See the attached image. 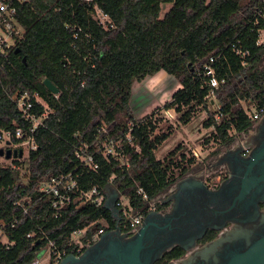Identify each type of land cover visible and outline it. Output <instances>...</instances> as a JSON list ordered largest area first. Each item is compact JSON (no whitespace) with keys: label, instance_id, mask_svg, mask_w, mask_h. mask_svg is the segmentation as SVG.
Wrapping results in <instances>:
<instances>
[{"label":"trees","instance_id":"trees-1","mask_svg":"<svg viewBox=\"0 0 264 264\" xmlns=\"http://www.w3.org/2000/svg\"><path fill=\"white\" fill-rule=\"evenodd\" d=\"M166 4L171 6L162 14ZM96 7L109 16L106 25ZM263 7L264 0L19 2L22 36L0 54V130L28 126L12 98L16 93H37L50 112L33 134L37 148L29 150L27 164L19 158L11 165L0 162V223L14 242L10 248L0 245V264H31L50 241L69 253L71 233L96 220H106L109 229L117 226L105 205L54 207L53 197L40 190L43 181L71 173L83 190L112 185L127 192L134 208L146 209L138 187L152 201L194 165L195 157L181 144L157 156L173 128L159 127V109L135 116V82L162 70L172 75L181 87L163 108L174 109L185 124L209 110L208 124L220 143L233 139L231 130L252 126L246 108L264 105V42L258 43ZM238 48L248 54L242 57ZM209 65L217 87L206 74ZM46 78L58 93L45 85ZM35 111L44 108L37 104ZM110 138L119 141L117 155L106 157L103 144ZM76 151L92 154L98 168L84 165Z\"/></svg>","mask_w":264,"mask_h":264},{"label":"flooded vegetation","instance_id":"flooded-vegetation-1","mask_svg":"<svg viewBox=\"0 0 264 264\" xmlns=\"http://www.w3.org/2000/svg\"><path fill=\"white\" fill-rule=\"evenodd\" d=\"M235 137L208 172L176 180L136 230L119 223L53 264H137V252L140 264H264V115Z\"/></svg>","mask_w":264,"mask_h":264},{"label":"built area","instance_id":"built-area-1","mask_svg":"<svg viewBox=\"0 0 264 264\" xmlns=\"http://www.w3.org/2000/svg\"><path fill=\"white\" fill-rule=\"evenodd\" d=\"M23 0H0V54H7L8 49L16 44V40L21 38L23 28L17 20L18 3ZM258 18L264 19V7L259 10ZM97 18L101 23L106 25L109 20V16L105 14L101 9L96 7ZM264 42V29L260 31V38L258 43ZM238 54L245 57L248 51H242L240 48L236 50ZM213 62L214 58H210ZM206 74L210 76L209 82L212 86L217 87L219 82L215 76L214 68L209 65L206 66ZM13 100L17 104L23 119L28 123V126H17L14 131L0 130V147H7V142L10 141L14 148H28L36 149L37 143L34 139V132L40 126L43 125L44 119L48 116L50 108L47 102L42 99L37 93L30 94L28 92L16 93L13 95ZM39 104L44 108L43 113L37 114L35 111L36 105ZM247 115L252 121V125L258 122L264 115V105H254L251 108H246ZM221 115H217V119H220ZM133 126V122L128 124ZM19 138L21 141L18 143H12L13 137ZM130 138V135H128ZM116 145H119V141L114 138H110L103 146V155L108 157L109 155H117ZM197 154V153H195ZM76 156L80 158L82 163L92 170L98 168V162L95 160L92 154H84L81 151H76ZM40 190L53 197L52 204L56 208H62L69 204H75L80 206L82 204H95L105 205L107 199V192L101 191L97 186H93L90 190L81 189L78 181L72 176L71 173L64 175H57L45 180L40 185ZM137 193L143 196V199L148 201L146 209L134 208L127 196V192L120 190V196L116 201V206L119 209L120 220L116 218V223H124L130 225V227L138 228L142 223L144 217L154 208L156 203H152L149 200L148 194L142 187H138ZM127 197V200L124 199ZM25 211H27L25 209ZM101 224V227L97 228V224ZM118 223V224H119ZM109 229L106 220H96L81 229L74 230L71 233L69 243L76 249L84 248L88 243L93 242L104 231ZM32 235V234H29ZM14 242L10 241L4 225L0 223V245L5 248H10ZM66 250L56 248L50 241L47 251L37 256L31 264H53L66 255Z\"/></svg>","mask_w":264,"mask_h":264},{"label":"rangeland","instance_id":"rangeland-1","mask_svg":"<svg viewBox=\"0 0 264 264\" xmlns=\"http://www.w3.org/2000/svg\"><path fill=\"white\" fill-rule=\"evenodd\" d=\"M170 6V4L164 5L162 14H164ZM263 65L264 61L261 62V67H263ZM156 77L157 76H148L141 82H135L133 86V97L131 99V106L135 116L139 118L159 109L155 115V118H158V122H160L159 127L165 131L168 130V127H171L174 131L165 142L166 147L169 149L181 144L188 157H195L194 165L190 166L189 171L186 172L184 176L190 173L199 175L208 172L209 168L217 161L219 154L223 150V143L216 141L214 138V127L208 124L209 110H200L188 124L180 121V115L177 114L174 109L169 111L163 108L166 103H169L173 99V94L180 88L178 87V81L170 75L162 81L161 85H157L158 79ZM173 82L178 83L176 84L178 86L172 85L171 83ZM216 109L215 106L211 107L212 111ZM157 133H160V131L157 130ZM230 134L233 136L231 143L236 142V132L231 130ZM194 150L197 154H195ZM28 153L29 149L26 147L24 148V156L19 158L21 162L25 161L24 166L27 164ZM159 155L162 156L161 152ZM0 162L3 165H11L13 164V159L1 157ZM24 169L25 168H23V171H25ZM182 177L183 176L180 178ZM166 193H169V188L160 193L157 199L166 197ZM124 199L127 200V197L124 196Z\"/></svg>","mask_w":264,"mask_h":264},{"label":"water","instance_id":"water-1","mask_svg":"<svg viewBox=\"0 0 264 264\" xmlns=\"http://www.w3.org/2000/svg\"><path fill=\"white\" fill-rule=\"evenodd\" d=\"M45 85L54 93L59 92V88L48 78L44 80ZM7 147H0V157H5L6 159H11V158H22L24 156V149L23 148H14L11 145V142H7ZM112 185H108L105 188V191L107 192V199L105 202V206L109 208L112 211L113 216L119 221L120 220V215H119V209L116 206V201L118 200L120 196V190L115 189V191H107L109 187ZM149 215V214H148ZM146 215V217H148ZM119 223V222H118ZM117 223L116 229L120 230V226ZM143 232V231H142ZM136 258L137 264H140V260L138 257V252L132 255L131 260L134 261ZM135 264V261H134Z\"/></svg>","mask_w":264,"mask_h":264},{"label":"crops","instance_id":"crops-1","mask_svg":"<svg viewBox=\"0 0 264 264\" xmlns=\"http://www.w3.org/2000/svg\"><path fill=\"white\" fill-rule=\"evenodd\" d=\"M154 76H157L156 78L158 79V84L157 85H161V83H162V81L163 80H165V78H167L168 76H170V74H168L166 71H164V70H162V71H160V72H158L156 75H154ZM143 81V80H142ZM141 82V81H140ZM179 83V82H178ZM178 83H171L172 85H176V84H178ZM176 86H178V85H176ZM161 87V86H160ZM178 87H181V84L179 83V86ZM179 89V88H178ZM134 92V91H133ZM133 97V96H132ZM171 109H169V111H170ZM142 117V116H141ZM188 124V123H187ZM174 133V131L172 132V134ZM171 134V135H172ZM170 135V136H171ZM169 136V137H170ZM169 137L162 143V145H160V147L158 148V150L156 151V153H157V156L159 157V158H161V157H165L166 156V154L170 151V150H172L174 147H171V148H167L166 147V144H165V142L169 139ZM185 139V138H184ZM160 152H161V154H162V156H160L159 154H160ZM194 152H195V150H194ZM196 153V152H195ZM191 174V173H190ZM177 186H176V183H174L173 185H171L170 187H169V192H172V191H174L175 190V188H176ZM115 189H117V188H115L114 186H110L109 187V189L107 190L108 192L109 191H115ZM157 201H159V198L157 199V198H155V199H153L152 200V203H158Z\"/></svg>","mask_w":264,"mask_h":264}]
</instances>
